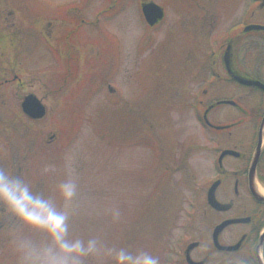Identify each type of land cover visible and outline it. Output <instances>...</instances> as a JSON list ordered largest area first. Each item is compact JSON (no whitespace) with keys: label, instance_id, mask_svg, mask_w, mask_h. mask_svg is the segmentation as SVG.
Wrapping results in <instances>:
<instances>
[{"label":"rangeland","instance_id":"rangeland-1","mask_svg":"<svg viewBox=\"0 0 264 264\" xmlns=\"http://www.w3.org/2000/svg\"><path fill=\"white\" fill-rule=\"evenodd\" d=\"M259 1L0 0V166L50 195L75 180L71 234L100 246L84 264H114L106 249L120 247L174 264L175 249L201 238L202 185L226 137L198 119L207 54L228 35L264 36L243 32L264 24ZM147 2L163 11L154 26L141 13ZM29 93L45 108L40 119L21 111ZM238 114L218 107L207 119ZM14 229L22 226L0 208V264H19Z\"/></svg>","mask_w":264,"mask_h":264},{"label":"flooded vegetation","instance_id":"flooded-vegetation-1","mask_svg":"<svg viewBox=\"0 0 264 264\" xmlns=\"http://www.w3.org/2000/svg\"><path fill=\"white\" fill-rule=\"evenodd\" d=\"M259 6H264V0ZM252 31L264 33L243 29ZM13 37L14 44L20 42L18 27ZM255 37L228 35L214 42L219 43L217 50L207 54L204 87L197 100L204 110L198 119L203 127L226 137L213 148L212 175L202 185V225L194 230L190 221L182 228L184 235L194 230L202 236L175 249L174 264H264V88L244 83L264 86V62L258 66L264 36ZM256 94L259 102L251 109L245 107ZM190 99L194 107V97ZM218 107H232L239 114L213 124L207 118ZM240 124H246L243 131L229 130ZM209 191L213 205L207 200Z\"/></svg>","mask_w":264,"mask_h":264},{"label":"clouds","instance_id":"clouds-1","mask_svg":"<svg viewBox=\"0 0 264 264\" xmlns=\"http://www.w3.org/2000/svg\"><path fill=\"white\" fill-rule=\"evenodd\" d=\"M76 191L75 180L66 178L57 185L56 195L45 194L23 175L0 166V208L22 226L12 233L19 264H84L85 257L100 251L95 237L71 234L68 204ZM106 254L114 264H160L145 248H108Z\"/></svg>","mask_w":264,"mask_h":264},{"label":"water","instance_id":"water-1","mask_svg":"<svg viewBox=\"0 0 264 264\" xmlns=\"http://www.w3.org/2000/svg\"><path fill=\"white\" fill-rule=\"evenodd\" d=\"M141 13L144 17L145 22L150 26L160 21L163 16L162 9L153 2L143 3L141 5ZM248 30H264V26L250 25L244 28V31H248ZM244 83L249 85H257L261 88H264L263 84L259 82L249 81ZM20 108L22 113L30 119H40L45 114V108L42 105L41 101L34 94L31 93L25 95L22 98L20 102ZM223 154H225V152H223L221 155ZM210 197H211V192L209 191L207 194V200L210 204L213 205V202H211Z\"/></svg>","mask_w":264,"mask_h":264}]
</instances>
